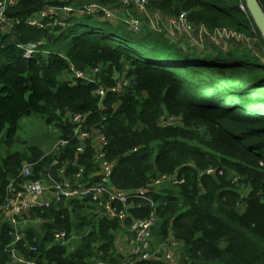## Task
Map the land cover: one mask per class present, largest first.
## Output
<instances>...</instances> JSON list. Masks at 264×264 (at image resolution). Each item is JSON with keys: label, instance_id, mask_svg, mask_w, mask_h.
I'll return each mask as SVG.
<instances>
[{"label": "trees", "instance_id": "16d2710c", "mask_svg": "<svg viewBox=\"0 0 264 264\" xmlns=\"http://www.w3.org/2000/svg\"><path fill=\"white\" fill-rule=\"evenodd\" d=\"M258 1L264 6V0ZM91 2L113 9L117 0H17L7 10L14 23L9 32L0 30V135L5 134L1 143L6 149L16 143L20 122L31 115L55 128L53 143L70 136L69 114H88V125L96 126L108 141L104 151L114 165L115 189H140L158 175L176 174V185L152 194L155 245L171 233L181 245L180 264H264V41L244 0H149V10L166 18L185 12L197 27L226 28L252 41H231L225 48L207 38V49L184 51L163 34L146 30L145 24L142 32L134 33L102 13L59 14L46 19L49 26L44 29L26 24L42 10ZM28 44L38 51L30 59L18 47ZM98 66L97 75L106 87L114 86L110 77L116 72L128 81L119 93L106 97L103 109L94 96L97 81L62 80L71 68L85 73ZM165 112L177 117L178 125L160 128ZM75 144L62 154L72 170ZM40 155V147L32 144L13 152L10 161L0 156V198L20 163L36 162ZM94 155L88 149L76 161L87 174L94 171ZM48 164L43 160L38 169ZM209 169L212 174L206 173ZM13 171L17 173L11 175ZM61 204L31 214L46 223L24 229L21 253L36 256L23 247L28 243L48 264H92L99 259L108 262L104 264L124 263L114 251L111 230L117 220L93 221L90 205L72 202L69 213ZM130 213L132 219H144L150 209L143 204ZM124 223L130 234L132 220ZM57 229L75 230L84 238L71 250L58 245L47 249ZM10 232L0 223V264H10L5 252L12 241Z\"/></svg>", "mask_w": 264, "mask_h": 264}, {"label": "built area", "instance_id": "2783aa9c", "mask_svg": "<svg viewBox=\"0 0 264 264\" xmlns=\"http://www.w3.org/2000/svg\"><path fill=\"white\" fill-rule=\"evenodd\" d=\"M17 0H0V30L9 32L13 27V20H9L7 10L16 3ZM115 6H119L130 13L117 15L116 9H110L99 2H91L80 7H58L48 8L35 13L26 24L32 28L44 29L49 26L45 20H53L59 14H79L96 16L102 13L107 20H118L124 22L134 33H140L147 28L153 34H163L165 39L174 43L179 36L192 37L194 31L198 32L199 38H208L218 43L219 40L243 41L245 37L235 31L218 28L209 31L204 26H195L187 17V13L182 12L175 17H164L160 12L149 10V0H117ZM114 6V7H115ZM133 10L142 15V20L133 15ZM16 24L18 20L15 21ZM54 24L64 26L63 22L54 20ZM145 27L143 28V25ZM8 27V28H6ZM176 37V38H175ZM24 50L23 57L30 59L37 53L34 44L18 46ZM100 68L92 70L96 75ZM76 78L89 81L83 77L82 73L70 69ZM128 81H117L112 87L98 86L94 96L98 98L97 107L103 109L104 101L109 94L116 95L123 86H128ZM127 84V85H126ZM69 122L73 126L68 138L57 139L48 151L35 163H24L17 175L9 180L5 193L0 198V223L10 227L11 243L6 247L10 264H48L46 257L40 253L38 248L28 243L23 247L28 253L35 254V257H27L18 248L23 242V233L26 224L30 221L31 214L37 210H43L51 205L72 202H98L97 208L101 210L105 219H115L121 223L128 218L132 220L130 225V240L127 242L124 253L121 254L124 263L148 264L151 262H161L163 264H180L182 262L181 245L169 233V237L163 243L152 246V229L156 224V203L152 198L153 192L148 188L121 191L112 185L113 163L106 159L105 149L108 144L106 137L98 131L96 126H89V115L69 114ZM170 120L164 119V126L169 125ZM76 143V144H75ZM74 145V170H70L68 161L62 159L63 150ZM88 149L95 151L94 171L87 174L84 166L76 164L78 158L84 155ZM135 151V150H134ZM43 160H49L47 167L41 171L38 169ZM212 174L213 170L206 171ZM178 179L176 174H162L153 178L149 183L151 188H159L166 185H176ZM138 203V204H137ZM146 205L150 209L149 215L144 219H132L130 211L140 209L141 205ZM92 212H95L92 210ZM52 243L47 249L58 245L66 247L68 234L63 230L52 232ZM125 246V242H124ZM53 264V263H51ZM104 264V263H94Z\"/></svg>", "mask_w": 264, "mask_h": 264}, {"label": "rangeland", "instance_id": "374dc122", "mask_svg": "<svg viewBox=\"0 0 264 264\" xmlns=\"http://www.w3.org/2000/svg\"><path fill=\"white\" fill-rule=\"evenodd\" d=\"M240 8H241V10L244 13L247 12V10L245 12V9H244L243 5H240ZM113 9H116L115 12L117 13L118 16H120L121 14H126V13H130L131 14L130 10L129 11H125L124 9H121L119 6H115V7H113ZM133 12H135L134 13L135 17H138L139 19L142 20L143 17H142L141 14H139L138 12H136L134 10H133ZM6 28H8V27H6ZM145 29L148 30L147 28H145ZM232 41L233 42H237L235 40H232ZM229 42H231V41H227L225 39H221V40H219L218 43H215V42H213V43L216 44V47L217 46H222L223 47L224 45H226V47H228L227 44ZM238 42L239 43H245V45L252 44V41L249 40V39H246V38L243 41H241V42L238 41ZM174 43L177 44L176 45L177 47L182 48L184 51H187L186 47H192V48H198L199 47L200 49L202 48V49L205 50L211 44L209 41H207V38H199L198 32H196V31H194L192 33V37L191 38L185 37V36H179L174 41ZM224 48H225V46H224ZM98 67H100V66H98ZM81 73H82L83 77L87 78L88 80H90V81L94 80V82L97 81V83H99L100 86L105 85L104 87H106L107 84H103V77L101 75H100V77H99V74L98 75L97 74L93 75L92 71L91 72H85V73L81 72ZM121 73L122 72L113 73L112 77H110V81H111L112 85H115L117 81H121L122 80L121 76L123 74H121ZM72 77L74 78L75 76H74V73L71 72L69 75H65L62 78V80L69 81V80H72ZM164 119L165 120H167V119L170 120L169 121V126H176L179 123L177 117L169 116L168 113L165 112L163 118L160 120V123H159L160 128L161 127L162 128L169 127L168 125L166 127L165 126L163 127V124L166 123V122H164ZM55 132H56L55 128L52 125L49 126L48 124H46L45 121L40 116L31 115L30 117H27V118L23 119L20 122L19 130H18V132L16 134V143H14L11 146L12 149H10L11 147L9 149H6V147L1 143V140L5 138V134L2 133L0 135V156L1 157L3 156V160H9L10 161L11 159H13V157H12V153L13 152L23 150V149L26 148V146H30L32 144H36L37 146L40 147V150L42 152V155H40L38 157L40 159L48 151L49 147L54 143V142L52 143L51 141H53V136H55ZM30 156H32V155H30ZM65 159H67V158H65ZM67 160L70 161L69 159H67ZM24 163H35V162L34 161L23 160L20 163L18 171L20 170L21 166ZM10 168H14L13 164L10 165ZM70 170L72 171L71 166H70ZM15 172L16 171H13L11 175H15L17 173V172L15 173ZM12 178H10V179H12ZM236 182H237V178L232 181V183H236ZM149 186L150 185L147 184L146 186H143L141 188H148L153 193L158 192L161 189V187L160 188H151ZM79 203L85 204V205H90V207H92L93 211L95 209V212L92 214L93 217H94L93 221L106 220L105 218H102L104 216L101 213V210L97 208L98 202L90 200V201L79 202ZM61 205L64 208H66V207L71 206L72 203H65V204H61ZM58 208H59V206H58ZM68 211H69V213H71L72 210L70 209V207L68 208ZM130 216L133 217L132 213H130ZM108 220H113V219H108ZM45 223L46 222L40 220L39 218L35 219V217H33V218H30V221L26 224V226H25L26 228L25 229H29V228L39 229L40 226L45 224ZM116 223H117L116 229L112 228L111 232L114 234V237H115V242H114L115 254L117 256H120L121 254L124 253L123 251L125 250L127 242L130 240V234L126 233L127 227H128V223H124L123 224V223H121L119 221H117ZM89 230H90V228L85 230L84 235H87L89 233ZM67 234H68V243H67L66 247H69L70 250L73 249V244H75L77 246L79 244V242L84 238V236L81 233H79V232H77L75 230H73L71 232H67ZM124 242H125V246H124ZM50 245H54V244L51 242ZM152 245L153 246H157V245L154 244L153 234H152ZM96 247H98V245ZM98 255L101 256L102 253L99 251ZM96 261L97 262L100 261L101 263H108L107 261L103 262L100 259L96 260Z\"/></svg>", "mask_w": 264, "mask_h": 264}, {"label": "water", "instance_id": "95a60500", "mask_svg": "<svg viewBox=\"0 0 264 264\" xmlns=\"http://www.w3.org/2000/svg\"><path fill=\"white\" fill-rule=\"evenodd\" d=\"M247 11L264 41V6L258 0H244Z\"/></svg>", "mask_w": 264, "mask_h": 264}, {"label": "crops", "instance_id": "0c3cea01", "mask_svg": "<svg viewBox=\"0 0 264 264\" xmlns=\"http://www.w3.org/2000/svg\"><path fill=\"white\" fill-rule=\"evenodd\" d=\"M134 15V14H133Z\"/></svg>", "mask_w": 264, "mask_h": 264}]
</instances>
